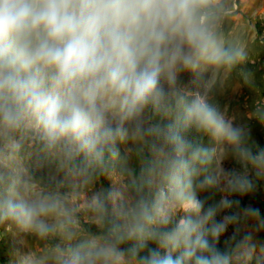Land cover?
Segmentation results:
<instances>
[{
  "label": "clouds",
  "instance_id": "9594fccd",
  "mask_svg": "<svg viewBox=\"0 0 264 264\" xmlns=\"http://www.w3.org/2000/svg\"><path fill=\"white\" fill-rule=\"evenodd\" d=\"M239 2L0 0V228L22 238L21 264H264L241 235L264 228L260 211L233 198L264 180V148L209 95L249 59L230 35ZM209 70L203 94L181 84ZM252 116L264 123V103ZM127 140L136 166L117 172Z\"/></svg>",
  "mask_w": 264,
  "mask_h": 264
},
{
  "label": "rangeland",
  "instance_id": "374dc122",
  "mask_svg": "<svg viewBox=\"0 0 264 264\" xmlns=\"http://www.w3.org/2000/svg\"><path fill=\"white\" fill-rule=\"evenodd\" d=\"M235 7L237 11L231 18L230 35L239 34L243 37L250 53L249 59L232 71L223 87L217 85L209 95L211 96V102L217 104L221 111L233 119L235 125L245 127L251 143L264 148V123L252 116L256 103H264V0H240ZM241 71L253 74L254 88L245 84ZM210 77V70L199 75L183 73L180 81L189 91H199L203 94L205 84ZM189 138L199 142L205 148L216 147L215 141L210 136L201 135L195 130L189 133ZM117 148L119 150V159L115 165L117 172L122 171L126 166L135 167V158L130 157L129 154V149L133 148L131 140L118 143ZM222 166L225 170H243L241 164L231 155L222 162ZM202 179V175L196 177L194 186ZM255 182L257 186L253 192L244 196L235 195L233 198L240 200L241 207L251 206L259 209L260 219L264 220V180ZM101 186L105 189L111 188V180L101 177L96 187L98 189ZM196 194L199 199L204 201L205 210L209 207L216 208L223 195L215 188L203 191L197 188ZM224 214L221 211H217L213 221L209 222L208 228H211L212 223L220 221ZM182 216L183 213H180L177 219ZM258 223V221H249L247 226L242 229L241 235H243L244 231H252L254 233V242L259 246L264 245V228L257 231ZM233 231L234 227L230 226L224 236L220 238L221 242L225 244V240L232 235ZM0 233H2L0 235V264H21V258L27 251L26 246L21 242L22 238L7 232L4 228H0ZM209 239L211 240L210 235ZM150 247H156V245L150 244ZM173 255L175 257L178 253ZM252 264H255V261Z\"/></svg>",
  "mask_w": 264,
  "mask_h": 264
},
{
  "label": "trees",
  "instance_id": "16d2710c",
  "mask_svg": "<svg viewBox=\"0 0 264 264\" xmlns=\"http://www.w3.org/2000/svg\"><path fill=\"white\" fill-rule=\"evenodd\" d=\"M218 247L221 249V250H223L226 246H225V244L223 243V242H221V239H220V241H219V243H218Z\"/></svg>",
  "mask_w": 264,
  "mask_h": 264
}]
</instances>
